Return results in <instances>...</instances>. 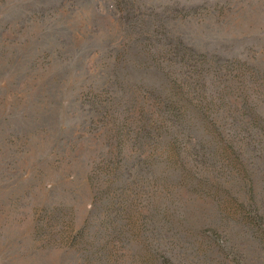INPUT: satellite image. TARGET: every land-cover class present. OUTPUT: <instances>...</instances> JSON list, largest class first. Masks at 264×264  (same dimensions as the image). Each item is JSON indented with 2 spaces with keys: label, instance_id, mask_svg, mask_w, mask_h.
Instances as JSON below:
<instances>
[{
  "label": "rangeland",
  "instance_id": "374dc122",
  "mask_svg": "<svg viewBox=\"0 0 264 264\" xmlns=\"http://www.w3.org/2000/svg\"><path fill=\"white\" fill-rule=\"evenodd\" d=\"M0 264H264V0H0Z\"/></svg>",
  "mask_w": 264,
  "mask_h": 264
}]
</instances>
